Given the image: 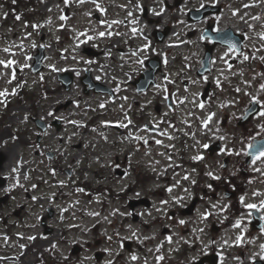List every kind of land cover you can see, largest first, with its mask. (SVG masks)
Returning a JSON list of instances; mask_svg holds the SVG:
<instances>
[{
    "label": "rangeland",
    "instance_id": "1",
    "mask_svg": "<svg viewBox=\"0 0 264 264\" xmlns=\"http://www.w3.org/2000/svg\"><path fill=\"white\" fill-rule=\"evenodd\" d=\"M33 1V5L27 4L24 7L30 13L34 10L39 12L32 16L34 18L33 26L38 24L37 30H29L22 34L20 32L22 24L18 22L15 26L11 21L5 22V26L0 28V61L5 62V64H0V92H6V95L0 96V150L5 154L0 174L9 179L8 184L14 186L15 193V196L12 194L8 196L6 188H0V264H38V254L43 252L51 241L43 243L44 241L38 236L36 237L38 241L36 239L31 241L33 239L30 240L29 237L37 235L41 230L40 215L48 205H54L57 208L53 223L60 229L53 232L52 236L57 238L60 232L67 230V236L72 239L71 244L64 243L66 246L61 254L62 257L70 259L76 256L90 260L91 263L100 260L105 262L108 258L103 256L108 248L107 238H110V233L115 227L120 228V222L113 217V211L117 203H120L113 204L108 195L103 196L95 191L85 193L77 191L76 187L88 189L98 186V180L106 178V171H100L103 164L102 159L114 162L117 155L122 156L123 151L131 152V148L122 145V139L131 137L128 135L123 137V133L118 130L109 132L107 129L101 130L95 127L99 124L98 122H107L113 118L107 112L110 104L107 96L85 95L77 83L70 92H65L58 86V72L64 68L83 67L89 64V59L81 52V45L78 46L80 52L74 51L78 39L97 35L100 40H105L108 34L106 32L109 29L113 30L117 24L110 22L112 14L121 15L129 11L126 6L130 9L142 10V4L146 3L152 6L156 5V10L160 9L161 20H171L176 24L174 48L177 47V43L192 41L195 48L199 50L200 46L197 40L200 38L199 33L203 25L187 23L186 13L190 8L203 6L206 3H220L225 8L220 14L223 25L230 24L236 29L246 27L251 30L247 40L251 41V45L257 53V67L258 65L263 67L259 70L256 67L255 71L244 76L237 70L238 82L240 83V79L244 78L246 84L244 91L238 93L241 95L240 99L248 101L253 96L262 99L264 91L260 90V85L264 84V60L260 58L264 57V39L259 34L264 33V0H184L178 7H174L173 11L166 8V1L173 2V0H136L135 2L133 0H112L114 5L108 4L109 0H83V2L67 0V3L65 0ZM5 4V0L0 2V18L6 16L7 7ZM244 5L249 6L244 7ZM234 12L235 15H233ZM64 16H66L65 19H61ZM257 16L260 19L254 20L253 17ZM109 23L111 24L109 25ZM66 24L70 26L67 28L70 32L62 37V28ZM134 24L135 22L130 25L128 31L139 27ZM125 27L128 26L120 25L122 29ZM149 28V25L146 24V30ZM140 29L142 30V28ZM101 32L105 35L101 36ZM190 33H194V37L189 36ZM43 34H47L46 44L49 58H46L45 70L35 73L32 70L33 53ZM7 36L11 41L7 39ZM74 41L75 44H73ZM100 45L103 44L100 43ZM3 46H13L14 51L4 53L3 51L9 50V48H2ZM245 55L251 58L250 54ZM8 61H15V63L8 65ZM198 62L199 60L195 62L193 70H195V66H198ZM242 62H246L244 57ZM106 64L107 57L104 55L97 60V65L104 73L107 69ZM222 68L223 66L220 67L219 77L211 76V79H214L216 84L223 85V88H216L212 97L215 112L208 124L210 135L206 129L207 132L202 137V133L205 131L203 124L208 118V105L205 104L202 108L198 106L201 101L200 94L206 86L207 80L200 78L195 71L176 84L179 90L175 94V98L181 105L176 110L174 119L179 123L180 130L185 131L187 136L185 135L182 139L176 138L174 141L176 144L174 168L182 165L183 156L178 153L182 150L183 139L187 140L186 146L192 147L187 150L186 158L188 159L191 154L201 153L203 145L209 144L210 140L221 136L225 138L224 154L237 155L236 153L239 152L240 142L235 139L236 122L230 121L226 127H223L221 119L225 113L230 114L233 118L238 114L239 102L230 88L234 86L236 91L240 87L235 84L234 67L225 72ZM224 68L230 67L228 65ZM239 69L244 72L245 65L242 64ZM98 73L106 78L101 71ZM13 74L15 78H13ZM66 96L75 99V103L65 111L51 112L55 105L61 101L64 102ZM152 99L151 95L146 96L147 103H150ZM229 100L232 103L224 111L220 106L230 103ZM164 103L165 100L161 110L168 113ZM155 105L153 104L150 110L152 114L150 123L153 125L160 120V112L156 110ZM119 106V103L112 105L116 112L115 116L118 114ZM53 114L67 120L66 124L59 130L55 127L49 128L43 134L41 143H37L36 138L39 130L31 117L50 120ZM90 124L93 126L90 127ZM197 130L201 133L197 134ZM140 137L156 142L159 139V134L151 133L148 130L147 135L141 132ZM115 140L117 143L114 142ZM111 147L113 148L111 149ZM45 150H52L55 154L54 158L48 161L44 154ZM169 157V152L165 153L164 148L156 144L144 146L140 153H133L135 163H143L139 168L153 170L155 174L171 172L172 163ZM60 158L63 160L65 168L76 166L78 170L72 175H68L65 171L58 172L57 175L52 174L55 169H52L51 164ZM217 158L221 164V157ZM76 162H79V165ZM90 162L92 165H89ZM134 178L135 175L118 176L114 182L117 181V185H120L122 189ZM167 180H169V176L166 178ZM80 181L82 182L80 183ZM142 181V184L147 185L164 183V181H158L157 178L150 181L142 178ZM39 184L42 186L34 190ZM34 185L35 187H33ZM32 193L35 195L33 197H41L42 200L34 202L32 205L33 197H29V194ZM45 195L51 197L52 200ZM106 200H108L107 203H105ZM92 213H97V215ZM238 232L237 229L234 232L235 236H231L236 239L237 237L241 238V235H237ZM245 243L251 246L256 245L254 251H257V248L260 249L261 245H264V230L262 233L257 232L256 236L246 237ZM21 245L24 247L22 248ZM242 245L240 241V246L242 247ZM244 254L243 259L248 261L247 252ZM50 256L49 254L45 256V264L51 262ZM100 257L102 258L98 259Z\"/></svg>",
    "mask_w": 264,
    "mask_h": 264
},
{
    "label": "flooded vegetation",
    "instance_id": "2",
    "mask_svg": "<svg viewBox=\"0 0 264 264\" xmlns=\"http://www.w3.org/2000/svg\"><path fill=\"white\" fill-rule=\"evenodd\" d=\"M145 18V17H144ZM156 21V19H154ZM157 22V21H156ZM208 22L213 23V32L221 31L222 25L219 21V19L216 17V15H212L208 17L206 24ZM140 30V28H139ZM238 32H243V29H235ZM121 35H116V33H112L109 36V42L108 45V80L107 83L110 87V96L112 98L119 97L123 93H127L128 91L133 90V92L136 94L137 97L142 96V93L138 90V78L140 75L147 69V63L149 61L148 57H144L141 48V34L139 32L132 33L131 35H128V37H124V39H121ZM123 36V34H122ZM247 39V36H246ZM122 43V45H120ZM203 43L206 46L207 44L212 45L213 42L210 39H203ZM248 42H246L247 44ZM84 45V44H83ZM173 50L170 51L171 56V64H170V72H171V90H170V109H171V133L173 138V150H172V161H173V168L171 173V180H172V191H171V200L167 201V203L159 202L157 205V208H162L164 206H169L171 208V216L170 220L167 221L166 226L160 225L159 230V236L163 237L164 241H159L158 248L153 245V243L150 241H144L142 244L137 245L136 243H133V247L136 249V253H129V260L131 264H144L142 261H139L141 258H137V255L146 253H154L152 256H160L163 257L161 261H163L164 264H186L184 263V260L181 258V254H186L193 262L194 260L199 259L205 254V249L200 245V242L197 238V234H195V240L193 242H196L197 246L195 250H193L189 243L185 244V246H181L182 241L185 239V237L189 236L193 229L197 226V221H202L204 225H207L210 218L213 216L215 211L217 209H220L221 203L224 206H228L231 210V218L234 216V210L235 214H240L242 212V206L245 203H254L255 205L259 203V200H261L262 194L259 193V191H256V184H259L264 188V163L261 161L263 160H257L255 164L247 162V154L244 153V150L241 149L239 156L236 159H231L228 157V165L227 167L222 168H216L212 170L210 168V161L214 160V166H217L218 163L216 160L211 158L209 153H203L202 159L197 160L196 162V169L194 170L197 174V182L194 183H185V179H180L181 183L183 184V191L180 194H175L174 190L176 189V186L178 184L174 185V62L178 60V53L174 51V44ZM247 48L244 46V49H241L240 51H235L234 55L235 58L233 59L236 63H239L238 66H241L242 63L238 61H242V58L244 54H251V50L248 48V50H245ZM225 48L221 47L220 45L213 48V55H212V61L219 62L220 60H223L219 56L223 53ZM189 51H184V54H187ZM175 53V56H174ZM183 54V55H184ZM142 62V63H141ZM156 65L155 63H153ZM160 65H161V73L159 75L158 83L160 81V78L166 75L165 67H166V60L164 59V56L161 54L160 56ZM86 72V70H85ZM157 83V84H158ZM139 103V101H137ZM247 107L241 106L240 109V115L238 117V137L239 139L244 142L245 144L252 141L253 138L264 136V125L261 128H257L256 124L258 122V119L263 118L262 121H264V117H261L260 115L251 117L245 124L241 123V118L245 115ZM141 122V120H139ZM162 127H155L154 129L160 130ZM140 131L137 132L139 134ZM225 157H223L224 160ZM131 161L132 156L130 152H125L124 154V166L126 168L123 169L125 172L131 171ZM116 162L119 163L120 159L119 157L116 158ZM116 166V165H115ZM232 166V168H230ZM255 166L260 168H255ZM57 169L59 168V165L56 166ZM255 169H260V172L254 171ZM193 170V169H192ZM212 171L215 172L216 179H211V186H214L215 191H208L210 189L209 183L210 180L208 179L209 173L212 175ZM107 175L111 178L113 176V169L108 168L106 170ZM218 177V179H217ZM251 181V183H249ZM187 182H189V178L187 179ZM129 189H128V188ZM137 190L140 192L137 195L132 196V191ZM146 190V187L143 185L135 186V185H126V192L124 191L123 194V201L124 204L128 207V209L134 213L138 212V219L141 220L139 223V226L136 228H130L129 225L131 224L128 222L125 224L124 231H129L131 233H134L135 230L137 232L144 231V228H146L147 224H144L145 222L150 221L152 214L156 213L152 209L155 208H149V206L152 204L151 201L143 200L145 198H152V196L148 195L146 196L144 194V191ZM258 193V195H253V193ZM142 193V194H141ZM130 195L134 198H131ZM244 197L243 204L240 202V197ZM251 198V199H250ZM131 199H135V201H132ZM197 199V201H194ZM212 199H219L218 202L214 204L213 202H210ZM143 200L142 202L145 203V205L140 204L139 202ZM179 201V202H177ZM138 203L137 206L132 207L130 204ZM193 208L190 212V214H186L184 212V208H189L192 206ZM213 203V204H210ZM156 204V203H155ZM213 205H216L214 208ZM257 208V207H256ZM262 209V208H261ZM137 210V211H136ZM151 210V211H150ZM198 215L201 219H199ZM163 218H165L163 216ZM184 220L185 224H180L179 221ZM158 221V219H157ZM226 226H224L223 230L222 228H219L218 231H224L226 229ZM151 227V225H150ZM162 227L163 232L162 233ZM205 232V231H204ZM171 237V241L167 239V237ZM226 234L222 233L220 235V240L222 246H226ZM203 237H205L203 235ZM115 237H113L114 239ZM232 241V239H230ZM230 241V242H231ZM121 240H113V246H121L120 245ZM61 240L56 239V244L53 247V251H58V247L60 246ZM180 247V248H179ZM210 248H211V254L218 255L214 256L215 261H217L216 264H226L224 261L221 263L220 259L221 256L218 254L216 250V239L210 237ZM141 251V253H140ZM57 253V252H56ZM191 253H194V255H191ZM135 256L136 259H132V257ZM223 258V257H222ZM188 264H191L190 262Z\"/></svg>",
    "mask_w": 264,
    "mask_h": 264
},
{
    "label": "snow or ice",
    "instance_id": "3",
    "mask_svg": "<svg viewBox=\"0 0 264 264\" xmlns=\"http://www.w3.org/2000/svg\"><path fill=\"white\" fill-rule=\"evenodd\" d=\"M15 2H16V0H13V3H15ZM65 2L67 3V0H65ZM81 2H83V0H81ZM248 6H249V5H244V7H248ZM101 11H104V10L101 9ZM235 14H236V13L234 12L233 15H235ZM5 15H7V13H5ZM129 15H131V13H129ZM157 15H159V13H157ZM16 19L19 20L20 17L17 16ZM61 19H65V17H61ZM241 19H243V17H241ZM253 19H254V20H255V19H260V17H258V16H257V17H253ZM120 22H121V21H113L112 23H120ZM102 23H103V22H102ZM249 27H251V25H249ZM132 31H133V33H135V32L137 31V29L134 28ZM100 35H101V36H104L105 33L101 32ZM108 35H111V33H108ZM117 35H119V33H117ZM259 35L261 36L262 39H264V33H260ZM235 48H236V45H235V44H232V49H235ZM6 51H7V49H6ZM225 55H227V53H226ZM248 58H249V57H248L247 55L244 56V59H245V60H247ZM260 59L264 60V57H261ZM14 63H15V61H8V62H7L8 65H11V64H14ZM141 63H142V62H141ZM0 64H5V62H4V61H0ZM229 67H231V65H229ZM13 78H15V77H14V74H13ZM217 83H219V81H217ZM260 90H261V91H264V84H261V85H260ZM236 91L239 92L240 89L237 88ZM4 95H6V92H0V96H4ZM252 102L260 103L258 97H255V96L252 97ZM203 106H204L203 104L200 105L201 108H202ZM49 115H51V113H49ZM213 115H214V113H213V114H210V115L208 116L207 120L204 121V126H205V127H207V125H208L209 121H211ZM259 115H260L261 117H264V111H260V112H259ZM129 123H131L130 120H129ZM120 127H126V125H124V124H120ZM145 127H147V126H145ZM138 138H139V137H138ZM220 139H224V137L221 136ZM144 142L147 143V140H145ZM156 143H157V144H160V143H162V142L159 141V140H157ZM204 147L207 148L208 145L205 144ZM251 147H252V146L249 145V148H251ZM236 154L239 155L240 153H236ZM169 159H171V157H169ZM193 159H195V160H201L202 157H201V156H195V157H193ZM257 160H264V148L259 149L257 153L253 154V160H252V163L255 164ZM254 171L260 172L261 170H260V169H255V168H254ZM209 175H211V173H209ZM183 179L187 180V179H188V176H184ZM217 179H218V177H217ZM192 182L195 183V181H192ZM177 183H179V182H177ZM249 183H251V181H249ZM33 187H35V185H34ZM209 187H211V185H209ZM168 191L171 192V191H172V188L169 187V188H168ZM253 195H258V193H255V192H254ZM33 199H36V198L33 197ZM239 199H240V202L243 204V202H244V197L241 196ZM177 202H179V201H177ZM162 203H167V201H162ZM244 206H245L246 208H250V209H251V208H256V207H257V205H255V204H245ZM259 206H260L261 208H264V200L260 201V205H259ZM213 207L215 208L216 205H213ZM227 207H228V206L226 205L225 208H227ZM92 214H93V215H97V213H92ZM179 223H180V224H185L186 222H185L184 220H181V221H179ZM239 224H240V221L237 220L236 223H235L233 226L236 227V226H239ZM29 239H34V237H29ZM167 239H168L169 241H171V237H170V236L167 237ZM240 240H241V238H240V237H237V242H240ZM21 247L23 248L24 245H21ZM261 248L264 249V245H261ZM132 259L135 260L136 257L133 256ZM158 259H163V257H159ZM109 264H111V262H109Z\"/></svg>",
    "mask_w": 264,
    "mask_h": 264
},
{
    "label": "water",
    "instance_id": "4",
    "mask_svg": "<svg viewBox=\"0 0 264 264\" xmlns=\"http://www.w3.org/2000/svg\"><path fill=\"white\" fill-rule=\"evenodd\" d=\"M208 8L204 9L203 11H206ZM217 40V39H216ZM220 42L224 43V40H218ZM44 58V48H39L38 53L35 55V62H34V69L35 70H40L43 67L42 60ZM205 63L208 64V60H205ZM72 77H68V85H70ZM56 122V121H55ZM44 128V126H42ZM2 153H0V165L2 162ZM3 181H0V184H2Z\"/></svg>",
    "mask_w": 264,
    "mask_h": 264
}]
</instances>
